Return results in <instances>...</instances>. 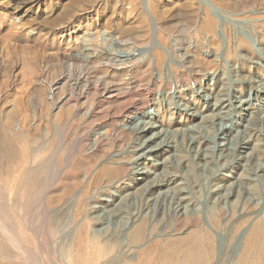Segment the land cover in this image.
<instances>
[{
	"label": "rangeland",
	"instance_id": "rangeland-1",
	"mask_svg": "<svg viewBox=\"0 0 264 264\" xmlns=\"http://www.w3.org/2000/svg\"><path fill=\"white\" fill-rule=\"evenodd\" d=\"M97 51L128 62L107 66L102 53L83 61L86 53ZM153 76L159 105L148 113L156 136L153 141L133 139L131 129L140 121L122 111L136 99L138 86ZM129 77L135 78L136 90L125 95ZM96 84L102 89L115 85L118 98L103 99ZM0 115L14 123L25 119L31 146L39 136L49 142V130L65 136L60 147L55 142L53 153L47 151L45 169H36L39 189L20 194L23 203L30 196L27 206L16 212L11 197L0 195V204L5 201L9 209L0 216V232H24L21 241L29 248L24 247L44 253L47 261L41 264H50L52 257L62 264L55 246L63 232L74 235L79 223L87 224V234H95L99 246L109 244L102 258L100 252L99 264L116 253L136 259L138 247L127 241L126 217L142 212L146 203V219L156 224L145 239L185 235L196 218L212 238L208 264H238L251 225L264 215V0H0ZM181 135L196 143L192 151L181 143ZM138 150L144 155L135 168L130 164ZM77 162L92 174L86 179L83 173L72 196L50 205L47 196L57 188L58 173ZM102 165L127 168L103 182L93 181ZM168 179V185L160 183ZM151 184L154 193L145 201ZM165 192L168 198L183 197L189 219L175 220L161 196ZM54 210L68 227L57 228L63 232L54 233L48 221L43 224ZM101 220L107 226L103 233ZM30 224L39 240L28 236Z\"/></svg>",
	"mask_w": 264,
	"mask_h": 264
},
{
	"label": "bare ground",
	"instance_id": "bare-ground-1",
	"mask_svg": "<svg viewBox=\"0 0 264 264\" xmlns=\"http://www.w3.org/2000/svg\"><path fill=\"white\" fill-rule=\"evenodd\" d=\"M101 53L102 52H100V51L96 55L92 54L90 52L86 53L83 56V61L87 63L88 57L98 56L99 58H101ZM102 54L104 55V56H102V60H103L102 63L107 65V66L109 65L112 67L113 64L115 63V61L119 60L120 62L117 64L118 65L122 64V65H124L123 67H125L126 62H128L127 59L126 60L118 59L117 55H115V54L112 55V53H110V52L108 53V51L106 53H102ZM98 61H99V65H100L101 59ZM160 78H162V77H160ZM134 79L131 77H129L127 79V82H126L127 83L126 84L127 85V91L124 92L125 95L130 94L132 92L133 88H134V90H136L135 86L133 85ZM156 80H157V78H156ZM180 81L181 80H179V82ZM121 82H123V81H121ZM151 82H155L154 76H153L152 81L148 82L143 87L139 88L140 86H138V91L137 92L135 91L136 95H137L136 99L133 100V97H132L131 101L124 105V110L122 111L125 113L124 114L125 116L126 115H129V116L132 115V118H138L140 121L141 126H138L137 128L135 127L133 129H131V134H132L131 138H133V139H137V140L142 139V141H143L144 138H147V139L153 141V138L156 136L154 131H152V129H151L152 127H154V125H153V122L150 123V121L152 120V116L148 113V110L150 109V107L152 105L156 106L157 104L159 105V103H156L157 102L156 101L157 95L155 96V94L153 93L154 89H152V87H151L152 84H155V83H151ZM260 82H262V81H260ZM135 83H136V81H135ZM155 85H157V84H155ZM97 86H96V89H100L99 91H100V95H101V89L102 88L99 86H98L99 87L98 88ZM116 90H117V88L113 84H109L108 86H105L102 89L103 99L106 100V99H109L112 97H114L115 99L118 98L117 95L119 93L118 92H117L118 94L115 93ZM166 94H167V92H166ZM121 97L123 98L124 95ZM222 97L224 98V96H222ZM225 97H226V95H225ZM170 99H172V98L169 97L168 100H170ZM159 100L160 101L162 100L163 103H166L165 100H163L160 97H159L158 101ZM170 101H167V102L170 103ZM229 102L230 103H228V104L231 105L232 104L231 100H229ZM99 103H100V101H99ZM233 103H236V101ZM238 103H240V101H238ZM153 108H154V106H153ZM234 110H236V109H234ZM107 114H108V112H107ZM56 118H59V116H57ZM227 120H229V119H227ZM232 121H234V120H232ZM15 122L16 123H14L13 120H11L10 118H2V116L0 115V195H2L3 192H5L7 194V199H8V197H11L12 201L10 200L11 203L9 202L11 204L10 208L12 210L16 209L15 211L17 212L18 208L21 209L22 207L27 206L28 201L30 200V196L27 195L25 198L26 202H24V203L20 202V197H21L20 194L29 193L31 190L37 191L39 189L38 185H40V184L38 182V180H39L38 173L35 174L36 169H37V167H39L38 169L46 167L43 163L47 159L45 157V155H47L46 154L47 151H49V149H50V151H51L50 153H53L52 150H53V148H55L53 146L55 145L56 141H57V144H60V145H57L56 148L60 147L65 140L64 139L65 134L63 135L64 137H59V136H56V134H55L56 132H54L53 130H49L48 131L49 142L48 141L45 142V141L40 140L41 136H39L38 140L35 141L34 146H31V144H32V143L30 144L31 134H30V130L28 128H26L27 122L25 121V119L24 120L18 119ZM63 133H64V131H63ZM147 133H149V135H150L149 137H146ZM35 134H38V133H35ZM163 135H161L158 138H163ZM248 135H249V133H248ZM187 138H188V140L186 141ZM187 138H185L184 135H181L180 141H181V143H185V148L188 151H192L195 148V147H193V144H196V143L191 142V139L189 137H187ZM237 139H239V138H237ZM144 142L141 143V146L144 144ZM240 142L243 145L246 143L245 140H241ZM220 144H222V143H220ZM46 147L48 148V150ZM137 147H134V148H137ZM196 149H197V146H196ZM207 149H209V148H207ZM234 149H235V146H234ZM132 151H134V149ZM54 152H55V150H54ZM134 154H138V156L133 158L132 163H131L132 165L130 164V166L138 168V166L140 165L139 157L141 154L142 155H144V154H143V152L140 153L139 150L137 152H134ZM96 155H98V150L95 152H92L90 154V157L93 158ZM237 155H239V154H237ZM41 165H43V166H41ZM66 165H67V163L64 164V167H66ZM70 167L71 168H68L65 171V173L63 172L64 170H62L61 172L59 171L60 174L57 172L59 175L58 178L57 177L55 178L56 179L55 185L57 188L55 191H51L50 193H48V196H47V201L49 202L50 205H56V203H59V201H61L64 198L63 195H67L68 193H70L76 185L79 186L78 183H79V181H81L80 177H82L84 180L85 177L87 179V176L89 174H92V172L89 171L87 166L83 170V166L80 165V163H78V162L73 163L72 166H70ZM125 168H127V167L126 166L125 167L120 166L119 168H109L105 165H102L101 171L99 173L95 174V176H93L92 180L97 181V180H100V178H101V182H103L104 178H106V177L110 178L111 176L116 175L119 172V170L122 171ZM136 170L137 169H135V171ZM83 173L85 174V177L82 176ZM48 176L49 175H46V177H45L46 180H47ZM29 181H31V183H28ZM169 181L170 180L168 179L167 181H161L160 183L168 185ZM153 184L155 185V183H153ZM152 187L153 186L151 184V186H149V188L146 189V192L148 193V195L145 196V199H144L145 201H148V199H149L148 196L150 194L154 193V190ZM211 187H213V186H211ZM216 187L219 188L217 185H216ZM143 192H142V194H143ZM174 192L175 191H172V193H174ZM172 193L170 195H174ZM211 193H214L215 195L219 194L217 192H211L210 191V195H211ZM222 194H224V193H222ZM70 195H71V193H70ZM161 196L164 199L165 203H167L166 206L171 211V213L174 215L175 220H177L179 217H184V218L189 217L188 213L190 211L188 210L187 205L185 203H183V197L181 198L180 196L179 197H175V196L170 197L169 196V198H168L166 192L163 193ZM181 199H182V202H180ZM48 202H47V204H48ZM225 202H227V201H225ZM3 203L0 204V216H3V213L7 214V211L9 210L7 205H4ZM144 206H145V208H143L142 212L132 211V214H129V216L126 217L129 220V222H127V223H129L128 225L130 226V229L128 230V232L126 234L127 235V241H128V243H130L131 246L137 245V247H138V250L136 253V256H137L136 259H130L127 257H124L121 259V258H119L118 254L116 253L109 261H107L108 263H106L105 260L102 262V259H101V264H120V263L121 264H208L209 263L210 254H211V240H212V238L209 235V233L203 228L201 220L195 218V221L193 222V223H195V227L191 231L187 232L185 235L174 236L173 234L166 233V234H163V235H160L157 237H150L148 239H145L146 231L148 233H153L155 230L154 225L156 223L150 222L146 219V216L148 215L147 203ZM149 210H150V208H149ZM55 211L56 210H54V212H51V214L49 213L50 215H48V218H49L48 220H47V218L43 219V224L47 223V221H48V225L51 226L52 231L54 233H57L58 231L63 232V228L61 230H58V231H57V228L67 227L65 224V220H62V219L59 220L60 217L57 213H55ZM18 213H19V211H18ZM20 214H18L20 222L24 225V227H26L28 223L21 217ZM30 214H31V212H30ZM115 214H114V218H116V216L119 215V214L118 215H115ZM136 214H138V215L140 214V216H136ZM61 215H62V213H61ZM14 216H15V214H14ZM109 217H111V216H109ZM195 217H196V215H195ZM16 218H17V213H16ZM121 218H124V216H122ZM189 218H187V219H189ZM0 221H2L1 218H0ZM147 223H149V224L147 225ZM104 224H106V222L101 220V233L107 231V226H105ZM2 225H4V224H2ZM107 225H109V224H107ZM124 225H125V223H124ZM2 227H4V226H2ZM19 227H20V224H19ZM86 229H87L86 223H79L76 227V233L75 234L73 233L74 235L71 234L69 236L68 231H65L62 233V235L60 237L58 236L61 239V244L58 246H55V249H54L55 258L59 259L62 264L63 263L64 264H99L98 260H100V259H98V257L100 256V252H101V258H102L103 254L106 251V247L109 244H107L108 243L107 242V243L101 244V246H99V242H98L97 238L95 236H93L95 234H92L91 232H89L92 235H88ZM6 230H7L6 235H3L0 232V257H1L0 264H15L13 259H17L18 262H20V264H41L42 259L45 262L47 261L45 259L44 253L43 252L40 253V250L37 253H35V252L32 253L33 251L30 252L28 249H26L28 247V245H26V244L23 245V243L21 241V238L24 236V235L22 236V234H24V232L21 234V232L20 231L18 232L17 230H10L9 228H6ZM28 231H29L28 232L29 237H32V238L34 237L37 240H39L40 234H38V231L35 230L31 226V224L28 226ZM48 238H49V236H48ZM106 239H107V237H106ZM109 239L113 240L111 238H109ZM26 240L27 239H25V241ZM32 241H30V242H32ZM40 242L41 241H38L39 244H40ZM26 243H28V242H26ZM116 243L118 245V242H116ZM30 245H32V244H30ZM24 246H27V247L25 248ZM15 249H17L18 251H16ZM108 249H109V247H108ZM125 250H127V247ZM35 251H36V249H35ZM24 261H26L27 263H24ZM48 261H50V260H48ZM51 261L54 262L53 257L51 258ZM54 263H52V264H54ZM238 264H264V215H262L260 219H258L256 222H253V224L251 225V228L248 231L246 240L242 246L241 253L238 257Z\"/></svg>",
	"mask_w": 264,
	"mask_h": 264
}]
</instances>
